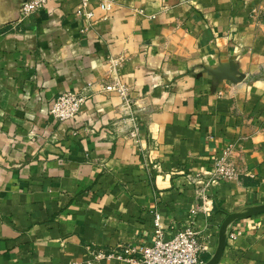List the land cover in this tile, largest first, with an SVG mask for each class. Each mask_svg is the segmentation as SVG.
Masks as SVG:
<instances>
[{
    "label": "crops",
    "instance_id": "obj_1",
    "mask_svg": "<svg viewBox=\"0 0 264 264\" xmlns=\"http://www.w3.org/2000/svg\"><path fill=\"white\" fill-rule=\"evenodd\" d=\"M26 1L0 0V264H124L95 258L151 245L156 217L214 253L226 214L264 204V0H91V21L49 0L20 22ZM64 93L88 99L61 123ZM228 147L238 180L185 178ZM229 232L219 264H264V215Z\"/></svg>",
    "mask_w": 264,
    "mask_h": 264
},
{
    "label": "built area",
    "instance_id": "obj_2",
    "mask_svg": "<svg viewBox=\"0 0 264 264\" xmlns=\"http://www.w3.org/2000/svg\"><path fill=\"white\" fill-rule=\"evenodd\" d=\"M79 10L87 21H91L94 13L89 9L91 0H78ZM49 0H27L19 9V21L30 19L36 13L43 10ZM111 0H100L99 9L109 11ZM114 66L116 62L112 61ZM107 93L115 92L121 97L125 105L128 104L127 90L120 82L108 84L104 87ZM83 94L64 93L59 95L50 110V116L61 123L73 120L78 116L82 106L87 101ZM127 136L136 140L138 129L133 128L127 132ZM137 141V140H136ZM239 173L235 162L232 160L231 147L225 148L213 160V166L208 178L200 175H185L198 190L203 191L207 187H215L222 183H231L238 180ZM203 212L207 210L203 207ZM154 237L149 246L120 247L113 252H100L95 260L116 259L124 264H204L205 255L211 256L212 244L208 237L203 236L193 225L182 228L172 236H166L164 228L159 224L156 217ZM240 232H229L227 243L233 242L240 236Z\"/></svg>",
    "mask_w": 264,
    "mask_h": 264
},
{
    "label": "water",
    "instance_id": "obj_3",
    "mask_svg": "<svg viewBox=\"0 0 264 264\" xmlns=\"http://www.w3.org/2000/svg\"><path fill=\"white\" fill-rule=\"evenodd\" d=\"M259 215H264V204L246 207L241 211L231 214H226L218 230V238H217V245L215 251L204 264L220 263L227 245V238L229 231L235 223Z\"/></svg>",
    "mask_w": 264,
    "mask_h": 264
},
{
    "label": "trees",
    "instance_id": "obj_4",
    "mask_svg": "<svg viewBox=\"0 0 264 264\" xmlns=\"http://www.w3.org/2000/svg\"><path fill=\"white\" fill-rule=\"evenodd\" d=\"M209 258H210V256H208V257H204V258H203V259H204V262H206Z\"/></svg>",
    "mask_w": 264,
    "mask_h": 264
}]
</instances>
